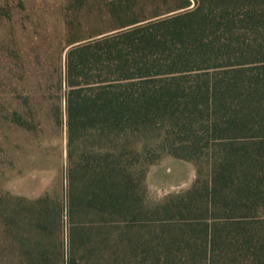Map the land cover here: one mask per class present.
Here are the masks:
<instances>
[{"label":"trees","instance_id":"obj_1","mask_svg":"<svg viewBox=\"0 0 264 264\" xmlns=\"http://www.w3.org/2000/svg\"><path fill=\"white\" fill-rule=\"evenodd\" d=\"M134 1L107 0L109 22L124 19L68 43L66 107L53 112L64 183L3 207L0 264H127L124 229L146 207L138 155L165 154L196 161L192 189L206 166L217 202L251 210L228 252L264 264V0H185L142 16Z\"/></svg>","mask_w":264,"mask_h":264},{"label":"rangeland","instance_id":"obj_2","mask_svg":"<svg viewBox=\"0 0 264 264\" xmlns=\"http://www.w3.org/2000/svg\"><path fill=\"white\" fill-rule=\"evenodd\" d=\"M184 1L135 0L133 7L142 16L180 10ZM105 2L0 0V211L17 196L61 192L67 142L65 126L54 122L53 112L55 105L66 107L65 52L74 36H89L124 19L122 14L109 22ZM13 111L34 128L14 123ZM146 133L154 137L157 130ZM203 172L194 190L196 161L165 154L143 163L138 155V199L146 207L138 211V225L124 229L127 264H166L173 256L178 264H235L238 255L228 247L238 245L243 214L251 210L217 202L206 188L215 177L206 174V166Z\"/></svg>","mask_w":264,"mask_h":264}]
</instances>
